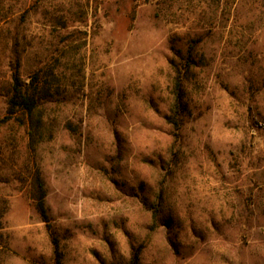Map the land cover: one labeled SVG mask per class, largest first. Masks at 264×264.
<instances>
[{"label":"rangeland","instance_id":"374dc122","mask_svg":"<svg viewBox=\"0 0 264 264\" xmlns=\"http://www.w3.org/2000/svg\"><path fill=\"white\" fill-rule=\"evenodd\" d=\"M15 68L49 89L33 123ZM136 254L264 264V0H0V264Z\"/></svg>","mask_w":264,"mask_h":264},{"label":"trees","instance_id":"16d2710c","mask_svg":"<svg viewBox=\"0 0 264 264\" xmlns=\"http://www.w3.org/2000/svg\"><path fill=\"white\" fill-rule=\"evenodd\" d=\"M36 81L37 76H35L31 82H24L19 76L18 68L14 69L7 98V113L9 117L19 113L22 117L30 118V122H32L33 115L38 109L41 101L49 96V89L45 83L39 84L35 83ZM172 93L174 95V103L171 107L170 114L166 116V120L175 130L174 136H177L182 114L186 108L183 100L182 79L179 75L175 78ZM35 187L37 191V194L34 196L35 209L41 220L45 223L47 229L50 230L49 218L44 204L45 191L38 172L35 174ZM53 245L56 257L59 258L60 252L58 251V242L56 239H53ZM132 264H137V254L134 255Z\"/></svg>","mask_w":264,"mask_h":264}]
</instances>
